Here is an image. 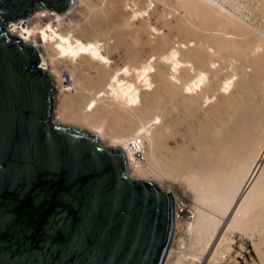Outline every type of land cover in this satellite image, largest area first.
I'll return each instance as SVG.
<instances>
[{
	"label": "bare ground",
	"instance_id": "bare-ground-1",
	"mask_svg": "<svg viewBox=\"0 0 264 264\" xmlns=\"http://www.w3.org/2000/svg\"><path fill=\"white\" fill-rule=\"evenodd\" d=\"M151 1L70 0L64 13L34 2L6 31L37 52L54 88L55 123H81L100 144L119 146L132 178L153 172L136 153L161 161L159 175L182 193L174 264H221L235 232L258 235L252 245L264 264V99L209 100L264 91V0H154L160 12ZM78 11L89 16L79 30L86 39L60 27ZM59 63L72 75L70 94ZM247 65L254 76L243 80Z\"/></svg>",
	"mask_w": 264,
	"mask_h": 264
},
{
	"label": "water",
	"instance_id": "water-1",
	"mask_svg": "<svg viewBox=\"0 0 264 264\" xmlns=\"http://www.w3.org/2000/svg\"><path fill=\"white\" fill-rule=\"evenodd\" d=\"M34 2L70 0H0V264H164L172 194L130 177L119 146L55 123L37 52L7 34Z\"/></svg>",
	"mask_w": 264,
	"mask_h": 264
},
{
	"label": "rangeland",
	"instance_id": "rangeland-1",
	"mask_svg": "<svg viewBox=\"0 0 264 264\" xmlns=\"http://www.w3.org/2000/svg\"><path fill=\"white\" fill-rule=\"evenodd\" d=\"M85 1H87V0H84V5H85ZM153 3H154V5H153ZM82 4V8H84L85 6ZM145 4H148L147 2L145 3ZM156 4V5H155ZM151 8L152 9H156L158 12H160L161 11V8H162V5L161 4H158V3H156L154 0H152L151 1V4L148 6V9H150L151 10ZM160 9V10H159ZM167 9V8H166ZM80 12V13H79ZM82 11H78V12H76L75 13V16H76V14H77V17H75V18H72V19H70V21L69 20H64V22H63V26L61 25L60 27L62 28V29H66V30H68V31H71V33H77V34H79L80 33V27H82V26H85L86 24H88V22H89V16L88 15H86V14H84L83 12L81 13ZM81 14V15H80ZM83 16V17H82ZM85 16H87V17H85ZM170 16V15H169ZM81 19H79V18ZM172 19H174V17H172ZM80 20V21H79ZM152 20V22H156L158 25V27H160L161 26V22L160 21H158V20H155L154 18H152L151 19ZM67 21H69V23H67ZM72 22V23H71ZM135 22L137 23L138 21L137 20H135ZM76 23V24H75ZM71 24V25H70ZM65 26V27H64ZM67 26V27H66ZM75 26V27H74ZM70 28V29H69ZM73 29H74V31H73ZM160 30H163L164 31V28H160ZM81 34V33H80ZM85 35V36H84ZM81 34V36L84 38V39H86V38H88V37H90L89 36V34ZM150 36V38H152L153 36H154V34H152L151 33V35H149ZM174 39H177V36H175V38ZM103 41V40H102ZM190 44H193V42L191 41L190 42ZM115 56V59H116V63L118 64V65H121L122 63H124V55H121V54H116V55H114ZM152 58H154V57H151L150 59H152ZM246 63H248V62H245V64ZM58 66H59V70H60V74H61V77H63L62 78V83L63 84H67V78H66V76H67V74H70L71 75V73H70V71H69V69L66 67V65L64 64V63H59L58 64ZM226 70H228V69H224L223 70V72L224 71H226ZM83 77H84V75H82ZM81 76V78L83 79V77ZM252 76H254V71H253V69L249 66V65H247L245 68H243V69H241V71H240V73H239V77H241L243 80H248L250 77H252ZM71 77H72V75H71ZM63 80H65L66 81V83L63 81ZM73 80V79H72ZM253 87H255V86H253ZM256 91H257V87H255L254 88ZM255 90H253V92L255 91ZM70 92L71 91H65L64 93L65 94H70ZM252 91L250 92V95L249 96H247V97H245V98H242V99H240L241 98V96L239 95V93H237V91H235V90H233V92H224L225 94L223 95V96H218L217 97V95H214V97L212 96L209 100H262V99H264V91L262 92H259L258 93V95L256 94V93H253ZM261 93V94H260ZM54 94H55V92H54ZM54 94H52V95H54ZM55 96V95H54ZM164 100H170L169 99V94L168 93H166L165 95H164ZM217 98V99H216ZM173 100V99H172ZM56 106H57V104L55 103V101H54V104H53V109L55 110V108H56ZM53 120V119H52ZM71 125H74L75 127H84V129H89L90 127L89 126H86V125H82L81 123H78V122H73V121H70L69 122ZM105 124H106V126H107V122H105ZM111 124V123H110ZM111 126H113V128H116V127H119L120 125H114V124H111ZM110 128V127H109ZM146 156V155H145ZM144 157V153H140V156H138L137 158L139 159L140 158V160H141V162L143 161L144 162V164H145V166L146 167H148L149 169H152L153 170V172H151V171H149L146 175H144L143 177L144 178H146V179H148V180H152V181H157V182H161V184L163 185V186H165L166 188L168 187V189L169 190H171V192H173L172 194H175L176 196H177V198H178V202H180V201H182L181 199H182V193H179L178 191H175L174 190V188H170L169 187V185H167L168 183H166V181H163L164 179H162V175H159L160 174V171H159V166H160V164H162L161 163V161L157 158V157H155V156H148V157H145V158H143ZM136 158V159H137ZM147 158V159H146ZM145 160V161H144ZM142 162V163H143ZM156 163V164H155ZM149 164V165H148ZM148 165V166H147ZM157 165V166H156ZM159 165V166H158ZM152 167V168H151ZM153 167H154V169H153ZM157 168V169H156ZM159 172H158V171ZM130 174H132V172H130ZM159 182V183H160ZM178 193V194H177ZM188 209H189V207H187ZM189 215L190 214H188V217H189ZM191 216V215H190ZM182 234H183V232H182V230H180V228H178L177 230H176V239L173 241V243H172V251H171V253H170V257H169V262H168V264H174V262H175V260H176V258H177V255L179 254L178 253V251H179V246H178V238H181V236H182ZM234 237H237L236 239V245H238L240 242H242V241H245V243H247V247H248V249H249V252L247 253V259H246V264H263L262 263V261H261V259H260V257H259V255L257 254V252H256V250L254 249V246L252 245L253 244V240L254 241H257V239H258V235L256 236H254L253 237V240H251V238H248V236L247 235H245L244 233H241V232H235L234 234H233V239H234ZM236 249V248H235ZM238 249L240 250V248L238 247ZM234 254H235V252H232V254L229 256L230 258H227L224 262H223V264H234ZM196 262V261H195ZM191 264V263H190ZM196 264H198V262H196ZM200 264V263H199ZM206 264H211V263H206Z\"/></svg>",
	"mask_w": 264,
	"mask_h": 264
},
{
	"label": "built area",
	"instance_id": "built-area-1",
	"mask_svg": "<svg viewBox=\"0 0 264 264\" xmlns=\"http://www.w3.org/2000/svg\"><path fill=\"white\" fill-rule=\"evenodd\" d=\"M248 2H252V0H245V2H243V3L245 4V3H248ZM66 78H67V84H64V85H65V88L69 91V89L72 86V80H71V76L69 74H67ZM63 81L66 83L65 80H63ZM138 156H140V153H136V157H138ZM179 205H180L179 202H174V218H177V220L178 219L180 220V219L183 218L182 211H179L177 209V207H179ZM181 221H183V220H181ZM175 230H176V227L174 228V231H173V237H172L171 244L176 239ZM236 238L237 237H234V240L232 242V250L230 251V253L227 256V258H230L229 256L232 254V252H235V254H234V260H233L234 261V264H246V262H247L246 261V259H247V253L249 252V249L247 247V243H245V241H242L238 245H236V240H237ZM177 240L179 241L180 238H178ZM238 247L240 248V250L238 249ZM226 259H223L221 261V264H223V262Z\"/></svg>",
	"mask_w": 264,
	"mask_h": 264
},
{
	"label": "clouds",
	"instance_id": "clouds-1",
	"mask_svg": "<svg viewBox=\"0 0 264 264\" xmlns=\"http://www.w3.org/2000/svg\"><path fill=\"white\" fill-rule=\"evenodd\" d=\"M53 113H54V109H53V112H52V116H53ZM172 237H173V234H172ZM172 242V241H171Z\"/></svg>",
	"mask_w": 264,
	"mask_h": 264
}]
</instances>
